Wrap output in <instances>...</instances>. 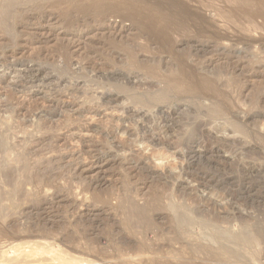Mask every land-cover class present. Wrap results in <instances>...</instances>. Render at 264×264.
<instances>
[{
  "label": "rangeland",
  "instance_id": "1",
  "mask_svg": "<svg viewBox=\"0 0 264 264\" xmlns=\"http://www.w3.org/2000/svg\"><path fill=\"white\" fill-rule=\"evenodd\" d=\"M194 1L186 2H189L190 6L195 3L194 7L198 1L199 5L195 8H200L199 10L207 21L212 22V28L207 32L212 33L213 36L217 35L218 40L216 39L215 42L201 37L199 41L189 45L180 43L179 45L177 42L180 40L191 41L194 39V33L190 34L191 37L189 35L187 38L184 37L185 39H182L179 34H174L172 41L176 43L169 49L161 50L153 45L150 41L152 39L140 35L138 27L132 29L133 24H130V21L126 22L119 18L110 20L111 23L118 26V29L115 30H67L52 21V23L46 22L42 18L32 21L30 23L32 25L29 24L26 30H0V108L1 104L10 100L12 102L15 100L14 103L25 106H22L23 114L19 113L17 122L15 121L16 124L21 122L23 126V132L19 131L18 134H15L16 145H21L27 138L28 141L25 143H35L31 146L32 151L28 155L29 158H26L30 161L27 163H30L31 178L37 182L45 180V184L46 182L51 184L49 185L51 188H47L52 191L49 192L47 188L43 191L45 195L48 194L47 197L52 198L50 201L52 206L49 207L43 201L46 196L39 194L42 193V190L39 192L36 190V194L35 189L26 187L29 188L27 190L25 188V194L31 195L30 198L37 201V203L33 202V207L36 205V208L37 206H42L44 209L51 208V211L50 209H48L49 211L42 210L49 212L47 216L38 210L39 212L36 211L29 215L30 218L25 216L15 222L16 224L13 222L12 225L10 223H6V225L0 222V264L87 263L82 261L86 258L84 256L81 258L80 255H77L79 257L71 255L70 259V256L63 258V255L57 256L42 251V253H26V255L19 251H14L15 254L10 251L9 253L12 254H8L10 245L17 248L20 246V242L26 243L30 239L37 241L39 231L43 230L50 231L57 238L62 235L73 236L75 234L78 236L77 238L85 235V238L89 237L88 240L93 243L92 247L103 249L104 246L103 252L106 251L104 259L105 256L107 258L104 260L102 254L101 257L99 256L101 261L98 259L99 257H97L98 260L93 259L97 264H120L122 262H127V264H161L163 261L173 260L171 255L180 252V246L170 242L172 232L174 235L173 221H170V213L169 211L165 213L164 208H166L168 198L174 196L175 193L178 195V192L182 196L193 194L196 201L200 200L203 204L208 203L205 208L213 214L231 218L238 217L240 221H246L249 225L264 223V22L259 19L255 22L262 29L261 27L257 28L258 25H256V30L255 28L248 29L247 24L250 17H246L248 21L246 18H243L242 21L246 19L244 21H246L245 26L247 27L243 28L244 21L240 20L235 24L234 19L229 20L225 16L228 15V8L225 9L226 12L223 11L219 15L215 11L213 13V10L204 8L206 3L207 5L212 3L214 6L216 5L215 7L221 6L219 1L215 0L216 3L214 0L211 2L209 0H207L208 2L206 0ZM228 1L230 2V0ZM201 3L204 4L203 7H201ZM225 18L229 21L225 20V22L223 20ZM240 22L242 26L239 25ZM120 26L127 29L120 30ZM184 53L191 57L189 55L187 56L190 58L186 57ZM190 69L192 72L194 71V74ZM183 70L192 73V80L193 76L195 79H200V76H202L201 78L203 76L214 78L213 75H216V82L223 85V91L233 100L228 107V114L226 115L227 112H225L218 116L214 113V109L221 104V101L214 98L212 93L206 92L200 94V97L187 94L184 83H180L179 92L170 91V94L176 96L173 101L160 98V96L169 94V83ZM54 88L57 89L54 90ZM95 89H98L97 92L108 91L107 94H121L122 96L120 95L121 98L116 100L115 104L105 105L107 107L101 106L103 108L100 107L99 114L95 118L82 117L77 108H95L98 105V102L96 103L90 97L91 92H94ZM128 93L129 95L136 94L139 99H142L141 95H143L139 106L138 103L136 104L138 101H134L136 106L131 101V97H126ZM50 95L51 97H49ZM41 96L49 97L48 99L58 97L60 106L62 104L65 106L46 109V103L42 102ZM151 97H155L156 100L153 103L156 107L161 108L165 116L167 115L164 117L163 125L161 122L157 124L159 125L158 131L154 130L156 125L148 113V107L146 109L145 103L142 104ZM88 100L89 102H87ZM76 106H80V108ZM125 106L134 110H142V113H146L148 122L144 123L145 120H142V117L133 118ZM72 109L74 110L72 111ZM171 109L172 113L170 114ZM128 114L129 116H127ZM79 124L83 126L82 130L79 129L77 134L75 132L70 134L69 130ZM185 129L192 132H190L191 137H182V140H179L181 142L179 147L182 149L178 147V152L173 149L176 150L175 153L162 146L144 143L138 137L140 132H142L140 135L151 134L155 140L159 137L163 139V137L173 136L170 143L174 144L176 142L174 139L177 140L178 135H181L182 131H186ZM40 140L45 142L43 146L38 142ZM46 144L50 145L46 146ZM106 150L107 152L111 151L107 153ZM64 153H73V158H71L72 160L69 158V161L74 160L75 162L76 158L77 161L79 159L78 162L82 161L81 165L84 164L83 171H80L82 173L77 172L79 174L77 175L68 165H65L68 159L61 163L54 161L56 165L59 163L60 165L56 166L53 162L54 166L52 165L53 168H51V158L52 160L57 159ZM110 154L112 155L110 156ZM56 155L57 158L54 157ZM30 157L32 162L35 160L33 169H31L33 164H31ZM44 158L47 160L45 161ZM47 162L50 163L49 169ZM40 163L43 164L40 165ZM66 166L72 173L66 170ZM36 167L40 170L38 171ZM42 167L44 168L42 169ZM35 170L41 172L42 175H39ZM34 173L39 177H35ZM41 177L43 178L41 179ZM87 183L91 186H88ZM83 186L88 188L85 190ZM33 193L38 195V198L36 195L33 197ZM219 193L226 200L218 199ZM53 194L55 195L53 196ZM78 194L80 195L78 196ZM121 196H126L122 197L124 199L127 196L134 197L132 199L138 205L139 203L143 205L141 203L144 202L150 203L149 206H146L150 208L149 210L152 209L149 217L153 216L149 219L151 222L148 220L151 224H149L150 228L148 226L150 234L144 241H142L143 235L141 234L144 229H139V232L134 233L126 226V216L123 213V205L120 204L123 202ZM59 198L62 200L60 199V201ZM39 199L40 202H38ZM57 205L59 206L57 207ZM158 205L159 207L163 205L164 208L161 207L162 210L164 209L163 212L160 209L159 211L153 210L154 206L158 208ZM53 206L55 210L52 208ZM24 208L26 209V207ZM166 216H169V219ZM144 226L143 228L147 231V225ZM166 228L170 234H167ZM232 230L238 232L239 229L232 228ZM126 238L130 240V243H127L128 246L132 247L133 244L137 245L141 242L145 248H149L150 252L134 258H121L112 255L110 251L118 246V242L127 241ZM6 239H12V244L6 242ZM70 241L74 240L67 239L62 244L72 246L73 243ZM167 241L169 242L167 243ZM77 242L83 243L84 239L76 240L74 243ZM243 245L246 246V244ZM162 246H169L168 250L171 249L173 253H170L169 256L168 250L164 247L163 252ZM107 254L111 257L109 258ZM183 255L186 256L185 252ZM253 257L248 256L252 260V264H264L262 255ZM76 258L80 261H75ZM181 262L178 261L177 264H187L186 261ZM193 263L202 264L197 259Z\"/></svg>",
  "mask_w": 264,
  "mask_h": 264
},
{
  "label": "bare ground",
  "instance_id": "2",
  "mask_svg": "<svg viewBox=\"0 0 264 264\" xmlns=\"http://www.w3.org/2000/svg\"><path fill=\"white\" fill-rule=\"evenodd\" d=\"M186 1H189V0H0V30H8V31L26 30V28L29 27V24L32 21H36V19H39V18L40 19L42 18L46 22L52 21V22L58 24L60 27L62 26L63 29L65 28L67 30H85V29L86 30H115V29H118V26L115 25V23H111L110 20L112 18H119L123 21L125 20L126 22L130 21L129 23L133 24L132 29H135L134 27H138L139 34L147 36L149 39H152L150 41L153 43V45H155L157 47V49H161V50L166 49V48L169 49L176 43V42L172 41V36L174 34H179V36H181L183 39L184 37L187 38L190 36V34L194 33L195 38L193 37L194 39H192L191 41L186 40L184 38L185 40H180L177 42L178 44L180 43L183 45H189L190 43L197 42V41H199V39L201 37H204L207 40L213 41V42H215L216 39L218 40V38H216L217 35L213 36L212 33L210 34V32H207L208 30H210L212 28V26H211L212 22L210 23L207 21L204 14L201 12V10H199L200 8H198V9L195 8V7H197V5H199L198 1L196 2L197 5L194 7H193V5H195V3L190 6V5H188L189 2H186ZM201 1L202 0H200V2ZM209 1L211 2V0H209ZM217 1H219L221 3V6L218 5L219 3L217 4L218 6H220L219 8H217L218 6L215 7L216 5L214 6V4H212V3H208V5L206 3V5L204 6L205 2H204V4H202L203 3L202 2L200 5H201V7L204 6L205 9H209L211 11L213 10V13H214V11L217 12L218 13L217 15H219V13H221L223 11L226 12L225 9L228 8L229 9V11L227 9L228 15H225V16L229 20L234 19V23L235 22L239 23V21L240 20L242 21L243 18H246V17L249 18L250 17L249 21L247 18H246L247 20L244 19V20L248 21V24L246 23L249 26L248 29L255 28V30H256V25H258V23H255V22L257 21V19L262 20L261 22H264V0H230V2L228 0H226V1L225 0H217ZM228 2H229V4H228ZM214 3H216V1ZM220 17H222V16H220ZM223 18H224V16H223ZM227 18H225L223 20L224 21L227 20V22H228L229 20ZM246 21H244L243 28L247 27V26H245ZM237 23H235V24H237ZM31 25L32 24H30V26ZM239 25L242 26L241 22ZM258 27H261V26L258 25L257 28ZM119 29L124 30L125 28L123 26H120ZM261 29H262V27H261ZM185 55H186V57L190 56L189 54H185ZM187 55H189V56H187ZM184 59H186V58H184ZM186 60H185V62H186ZM190 71H191V69H190ZM191 72L183 70L180 73H178V76L174 77L171 80L172 84L169 83L170 84L169 85L167 83V85H169L168 86L169 87V94H166L164 96H160V98L162 97V98H164L163 100L169 99V100L173 101V99H175L176 96L174 94H170L171 93L170 91L179 92L178 90L180 88V83H184L185 84L184 89H185L187 94L194 95L196 97H200V94L210 92V93H212V96L214 98H218L221 101V104L217 105V107L214 109L215 114H218V116L219 115L221 116L225 112H227V110L229 109L228 107H229V105H231L233 100H232L231 96H228V94L225 91H223V89H222L223 85L216 82L217 81L216 75H213L214 78H210L207 76H205V77L203 76V78H201L202 76H200L199 77L200 79H198V78L195 79L193 76V80H192L191 76H192V73L194 71L192 73ZM216 74H218V73H216ZM60 75H61V73H60ZM61 77H63V76H61ZM66 82H67V80H66ZM113 83H115V82H113ZM104 84H105V82H104ZM124 85H126V84H124ZM234 85H235V83H234ZM97 86H98V84H97ZM118 86H120V85H118ZM231 86H232V84H231ZM124 87H126V86H124ZM168 87H167V89H168ZM97 88H99V87H97ZM55 89H57V88H54V90ZM63 89H64V87H63ZM59 90H60V88H59ZM95 90H94V92H91L92 94H90L91 95L90 97L92 99H94V101H96V103L98 102V105L95 104V105H97L95 108L94 107L93 108H86V107L80 108L82 103L80 106H76V107L80 108V109L77 108V110L79 111V113H81L82 117H85L88 119L89 118L90 119L95 118V116H98L99 109L101 106H105V105L108 106L110 103L115 104V101L121 98L120 97L121 94L120 95H118V94L111 95V94H107L108 91L97 92L98 89H95ZM63 91H65V90H63ZM102 91H104V90H102ZM164 94H165V92H164ZM43 95H44V93H43ZM128 95H129V93L126 95V97H131L130 99H131V101H133L134 104L136 101H138V102H136V104L138 103V106L140 105V103L143 99V95H141L142 99L141 98L139 99L136 96V94L134 95L133 93L130 94L129 96ZM49 97H51V95ZM49 97L46 98V96H41L42 102L46 103V105H47V106L45 105L46 109L47 108L53 109L54 107L63 106L62 103H61L62 105L60 106V102H59L60 99L58 97L48 99ZM85 97L87 98V96H85ZM90 97H88V99ZM124 97H122V98H124ZM145 97L147 98L146 95H145ZM152 97L149 98V100H147V102H142V104L145 103L146 109L148 107V109H149L148 113L154 119L153 121H154V124L156 125V127L155 128L153 127V128H154V130H157V127L159 126L157 124L159 122H161V123L165 122L164 117H166L167 115L165 116L164 112L161 110V108L158 105L157 106L159 108L156 107V105L153 103L156 99H155V97L154 98H152ZM21 99H23V98H21ZM24 100H25V98H24ZM41 100H39V101L41 102ZM83 100H85V99H83ZM159 100H162V99H159ZM14 102H15V100H14ZM14 102H12L11 100L9 102L7 101L3 105L1 104V108H0V222L4 223V224L10 223L11 225L13 222L15 223V222L20 221V219L24 218L25 216H29L33 213H36V211H38V210L49 211L48 209H50V211H51V208L44 209L42 206H39V207L37 206V208H36L35 207L36 205H34V207H35L34 208L32 205H33V202L36 200H34L32 197L30 198L31 195L27 196L25 194V192H26L25 188L26 187H29L32 190L35 189L34 190L35 193H36V190H38V192H39V190H42V193H39V194L40 195L44 194L43 193V191H45L44 189H46L47 187L51 188L49 186L51 184H49L48 182H46V184H45L44 179H43L44 182H41V180L39 182H37V181H34V178L33 179L31 178V175H30L31 170H30V165H29L30 163L29 164L27 163L29 160H26V158H29L28 155H30L31 154L30 152L32 151L31 146H33L35 143L34 144H32L33 142H26L25 143V141H28L27 140L28 138L26 140H25V138H23L25 141L22 142L21 145H16V141L14 138L15 134H18L19 131L23 132L22 131L23 126L21 125V122H20V124L18 122L17 124H19V125H17L15 123V121L17 122L16 119H17L18 115H20L21 112L24 110L23 107H25V106L22 105L23 106L22 107L19 105V103H14ZM42 102H41V105H43ZM87 102H89V100ZM167 102H169V101H167ZM75 105H73V106H75ZM78 105H79V103H78ZM90 105H91V103H90ZM135 105H134V107H135ZM107 106H105V107H107ZM141 106L144 107V105H141ZM127 107L125 109L129 113L132 114L133 118L134 117H140V118L142 117V120L143 119L145 120L144 123L146 121L148 122V120L145 116L146 113L145 114L142 113L141 112L142 110L140 111V110L135 109V110H137V111H135L133 108H129V106H127ZM101 108H103V107H101ZM174 109H176V108H174ZM73 110L74 109H72V111ZM165 111H166V109H165ZM60 112H61V110H60ZM75 113H76V111H75ZM79 113H78V115H79ZM169 113L170 114L172 113V109H171V112H169ZM22 114H23V112H22ZM227 114H228V112L226 113V115ZM127 116H129V114ZM18 121H19V119H18ZM153 121H151V122H153ZM149 123H150V119H149ZM162 125H163V123H162ZM38 127H44V126H38ZM82 128H83V126H81L80 124L76 125L75 127L73 126V128H71V130H69L70 134H71V132L73 134H74V132L77 134V131L79 132L80 130H82ZM36 129L38 130L39 128H36ZM142 129H143V127H142ZM137 132H139V131H137ZM190 132H188V130H186L184 132L182 131V134L178 135L179 136L178 138L176 137L177 140L174 139L176 141V142H174V144L170 143L171 139L173 138L172 135H171L172 137H169V138L163 137V139H162L159 137L158 139L155 140V139H153L151 134L140 135L142 133V132H140L138 137H139V140L144 142V143H148V144H151L154 146H162V147H165L168 151H174L173 149L177 150L178 147L180 146L181 142H179V140L180 139L182 140V137L189 138L190 134L192 133V132L191 133ZM145 133H146V131H145ZM136 134L138 135V133H136ZM174 136H175V134H174ZM45 138H47V137H45ZM21 139H19V140H21ZM48 140L50 141L49 138H48ZM35 141H37V140H35ZM19 142H18V144H19ZM38 142L42 143V146L45 143V142L43 143V141H41V140ZM47 143H49V142H47ZM36 144H37V142H36ZM52 144H53V142H52ZM48 145H50V144H48ZM48 145L46 144V146H48ZM108 145H110V144H108ZM109 147H107V149L111 148V147L110 148ZM187 147H188V145H187ZM41 148L43 149V147H41ZM179 148L182 149V147H179ZM186 149H188V148H186ZM36 150H38V148H36ZM109 151H111V150H109ZM175 151H174V153H175ZM68 152H69V150H68ZM104 152H105V149H104ZM106 152H107V150H106ZM177 152H178V150H177ZM60 153L62 154V152H60ZM33 155L34 154H32V156ZM111 155L112 154H110V156ZM26 156H28V157H26ZM105 156H107V155H105ZM31 157H30V160H31ZM34 157H35V155H34ZM54 157L57 158V155ZM69 158L70 159L73 158V153H66V154L64 153L63 155H60L59 158H57V159L54 158V160H52V158H51V160H50V163L52 162L51 168H53L52 165H53L54 161L61 163V162H65L68 159V161L66 162L65 165H68V167L71 168L73 171H75L76 174H77V172L83 171L82 169L84 168V166H83L84 164L81 165L82 161L78 162L79 159L77 161L76 157H75L76 158L75 162H74V160L69 161ZM35 159H37V158L35 157ZM47 159H48V157H47ZM47 159H45V161ZM33 160H34V158H33ZM42 160H39V161H42ZM125 161H127V160H125ZM31 162H32V160H31ZM33 162L31 164H33ZM50 163L48 164V162H47V164H48L47 168L50 165ZM60 163L58 165H56V163H55V165L59 166ZM41 164H43V163H40V165ZM34 165L35 164L31 165V167ZM65 165H64V167H65ZM44 167H46V166H44ZM44 167H42V169ZM68 167L66 170H69ZM34 168H35V166H34ZM31 169H33V167ZM39 170H40V168L38 169V171ZM36 171L37 170H35V172ZM38 171H37V173H39ZM46 171H47V169H46ZM69 172H70V170H69ZM45 173H47V172H45ZM70 173H72V171ZM80 173H82V172H80ZM34 174L36 175V173H34ZM40 174H41V172L39 173V175ZM76 174H74V175H76ZM37 175L35 177H37ZM77 175H79V174H77ZM72 177H74V176L72 175ZM42 178L43 177H41V179ZM87 184H88V186H91V185H89V183H87ZM29 188H26V189L28 190ZM87 188H85V190ZM48 190H49V192L51 191L50 189H48ZM48 190H47V192H48ZM29 191H27V192H29ZM83 192H85V191H83ZM53 193H54V191H53ZM58 193H56V194H58ZM36 194L33 193V197ZM175 194H174V196L172 195L168 198V203L165 206L166 208L162 207L163 205L161 207L165 209V213L167 211H169V213H170V217L172 219V220L170 219V221H173L172 227L174 229L173 230L174 235L172 232V234H171L172 239H171V241L170 240L169 241L174 242V244H176V245L178 244L180 246V249H179L180 252L171 255L173 260L169 259V261H167L166 259H164L166 261L161 262V264H177V262L178 261L181 262V260L186 261L187 264H194L193 261L196 259L200 260L202 264H252V262H251L252 260H250L248 258V256L249 257H253V256L255 257V256L262 255V258L264 259V223L259 222L255 225H249L246 221H240L238 219V217H235V218H237V219H235L234 217L231 218L230 216L226 217L223 215H216V214H213L210 210L205 208V205H207L208 203L203 204V202L201 203L200 200L196 201L193 197V194L191 195L189 193L185 196L180 195V192L177 193L178 195H175ZM44 195H43V197H44ZM47 195L48 194L45 195L46 197L43 198L44 199L43 201L45 202V205L50 207V206H52L51 205L52 202L50 203V201H52L51 200L52 198L50 199V197H47ZM50 195H52V194H50ZM54 195L55 194H53V196ZM79 195L80 194H78V196ZM127 195H128V193H127ZM37 196L38 195H36V198H38ZM59 196H61V195H59ZM122 197H126V196H121V198ZM130 197L127 196V198H125V199L122 198L123 202L120 203L121 205H123V209H124V212H123V209H122V212L126 216V217L124 216L125 217V224L129 228V230L131 232H134V233L139 232V229H144L141 231V234L143 235L142 241H144L146 239V237L148 236V234H150V232H149V228H150L149 221L150 220L149 219L153 215L151 217H149V215L152 213V211H151L152 209L149 210L150 208H148L146 206V205L149 206L150 203L148 204L147 202H144L141 204H143V205L145 203H147V204H145L143 206V205H140V203H139V205H138V203H136L135 200L132 199L134 197H132V198H130ZM217 197L221 201L225 199V198H223L224 196L222 197L221 193H219V195ZM67 198H65V199H67ZM179 198H180V201H179ZM60 199L61 198H59V200ZM65 201H67V200H65ZM118 201L120 202V200H118ZM38 202H40V199ZM36 203H37V201H36ZM58 206L59 205H57V207ZM24 207H26V209ZM156 207L157 206H154L153 210L154 209L158 210V211H159V209L162 210V208L159 207V205H158V208H156ZM52 208L54 209V206ZM81 209H82V207H81ZM164 209L162 210V212L164 211ZM158 211H156V212H158ZM42 213H44L46 216L49 214V212H43V211L41 212V214ZM153 213H155V212H153ZM76 214H78V213H76ZM85 214H83V215H85ZM80 215H81V213H80ZM167 215H169V214H167ZM224 215H226V214H224ZM28 218H30V216ZM144 225L145 226L147 225L146 228H148V226H149L147 231H145V228H143ZM172 227H170V228H172ZM37 228H39V227H37ZM44 228H45V226H44ZM232 228H237L239 230H238V232H234L232 230ZM143 231H145V232H143ZM170 231H172V229H170ZM29 233H31V232H29ZM39 233L40 234H38V237L35 236L38 239L37 241H32L30 239L26 243L20 242V246H17L18 249L16 248V246L11 247V245H10L8 248L9 249L8 254H12V253H9L10 251L11 252L13 251V253H14V251L15 252L19 251L20 253H25V255H26V253L27 254L28 253H33V254L37 253L38 254V252L40 253L42 251V252H45L48 254H54L57 256L63 255V258H65L66 256H70V259L73 255H76V257H79L77 255H80V256H82L81 258H83V256L86 258L85 260H82V261H86L87 262L86 264H97V262H95V261L98 259H100V261H101L100 257L102 254H103L102 257L104 259V253L106 251L103 252V249L105 250V247L103 246V249L95 248L94 246L92 247L93 243H91V241L88 240L89 237H88V239H86L85 235H83V234H82L83 236H79V238H77L78 236L75 234H73V236H70V235L69 236L68 235L63 236L62 235L60 238H57L48 230L39 231ZM168 233H169V231L167 229V234ZM2 234H4V233H2ZM164 234H166V232ZM139 235H140V233H139ZM142 235H140V236L142 237ZM28 236H30V235H28ZM30 238H32V237H30ZM67 239L74 240L73 242L70 241L71 243H73V244H71L72 246H69V244H68V246L62 244L65 240L67 241ZM79 239H84V242L83 243H78V242L74 243V242H76V240H79ZM6 240H7L6 242H9L10 244H12V242H13L12 239H6ZM126 240H127V238H126ZM164 240L166 242V239H164ZM124 241H125V239H124ZM169 241H167V243ZM128 242L130 243L129 239L125 242H118V244H117L118 246L116 248L114 247L115 249H112V251H110L111 254L117 255L121 258L122 257L123 258L124 257L125 258H134V257H140L141 255L150 252L149 248H145L141 242H140V244L137 243V245H135L136 243L133 244L134 246H132V247L127 245ZM243 244H246V246L244 247ZM164 245H165V243H164ZM5 247H7V246H5ZM164 247L166 250L169 249V246H162L161 247L162 250ZM107 249H108V247H107ZM5 251H4V253H5ZM163 252H164V250H163ZM167 252H169V256H170V253H173L171 251V249L168 250ZM184 252H185L186 256L183 255ZM107 253H109V251ZM44 254H42V255H44ZM2 255H4V254H2ZM163 256H165V255H163ZM40 257H42V256H40ZM97 257H99V258L97 259ZM108 257L110 258L111 256L108 255ZM54 258H55V256H54ZM74 258H73V260H74ZM87 258H89V259H87ZM106 258L107 257L105 256L104 260H106ZM253 258H251V259H253ZM56 259H58V258H56ZM93 259H96V260L94 261ZM62 261H64V260L62 259ZM75 261H80V259L77 260V258H76ZM184 261H182V262H184ZM63 263L65 264V262H63ZM76 263L78 264V262H76ZM80 263H82V262H80ZM125 263L127 264V262H125ZM125 263L122 262L120 264H125ZM55 264H56V262H55ZM67 264H68V262H67ZM69 264H71V263H69ZM83 264H85V263H83Z\"/></svg>",
  "mask_w": 264,
  "mask_h": 264
}]
</instances>
